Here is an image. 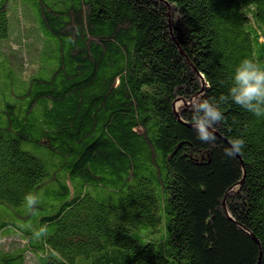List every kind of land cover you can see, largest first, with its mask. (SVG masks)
Returning a JSON list of instances; mask_svg holds the SVG:
<instances>
[{
	"label": "trees",
	"instance_id": "trees-1",
	"mask_svg": "<svg viewBox=\"0 0 264 264\" xmlns=\"http://www.w3.org/2000/svg\"><path fill=\"white\" fill-rule=\"evenodd\" d=\"M32 4L54 63L0 96V209L13 210L0 239L9 228L24 241L0 245V264H264V119L223 105L214 146L190 122L191 99L226 94L243 58L264 66V0ZM239 136L242 155L226 157ZM29 192L38 212H16ZM164 217L157 240L131 235Z\"/></svg>",
	"mask_w": 264,
	"mask_h": 264
},
{
	"label": "rangeland",
	"instance_id": "rangeland-1",
	"mask_svg": "<svg viewBox=\"0 0 264 264\" xmlns=\"http://www.w3.org/2000/svg\"><path fill=\"white\" fill-rule=\"evenodd\" d=\"M8 5V30L9 34H14V36L8 35L6 43L3 42L6 54L0 57V96L5 94L6 89L11 84L15 86V91L21 90L18 83L22 71L41 67L43 71L40 74H43L45 71H49L54 63L52 47L41 38L38 32L32 0H10ZM39 40H42V43ZM91 195L100 202L115 203L116 201L115 195L104 189H92ZM42 200H49V195L44 196ZM14 210L24 213L26 208L22 206ZM12 212L13 210L10 209L6 215L0 209V221L9 217L12 218ZM135 224L136 228L132 229L130 233L140 241L146 240L148 235L151 240H157L161 236L162 228L164 234L166 231L165 217L163 221L155 225L143 219H137ZM1 233L0 245L4 249L10 250L24 244V241L12 229H4ZM30 260L29 258L28 261ZM78 261L80 262V259Z\"/></svg>",
	"mask_w": 264,
	"mask_h": 264
},
{
	"label": "clouds",
	"instance_id": "clouds-1",
	"mask_svg": "<svg viewBox=\"0 0 264 264\" xmlns=\"http://www.w3.org/2000/svg\"><path fill=\"white\" fill-rule=\"evenodd\" d=\"M229 103L238 105L257 118L264 119V66L253 59L243 58L232 73L226 94L222 93L219 97L209 99L200 97L191 99L190 122L201 143L215 145L218 126L227 123L222 106ZM245 143L243 136L230 139L229 146L224 149V155L229 158L242 155ZM24 202L26 212L35 215L39 210L41 195L29 192L25 195ZM31 231L34 240H41L48 235L46 225L34 227Z\"/></svg>",
	"mask_w": 264,
	"mask_h": 264
}]
</instances>
